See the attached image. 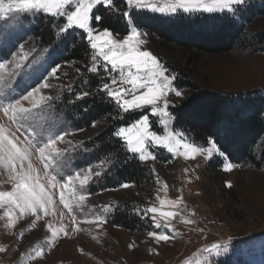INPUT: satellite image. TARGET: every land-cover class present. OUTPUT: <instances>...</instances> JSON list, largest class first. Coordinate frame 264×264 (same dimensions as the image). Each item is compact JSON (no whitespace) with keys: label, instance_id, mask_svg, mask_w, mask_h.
I'll return each mask as SVG.
<instances>
[{"label":"rangeland","instance_id":"obj_1","mask_svg":"<svg viewBox=\"0 0 264 264\" xmlns=\"http://www.w3.org/2000/svg\"><path fill=\"white\" fill-rule=\"evenodd\" d=\"M152 2L162 5L168 0ZM115 8L119 10L118 7ZM136 10H145L164 17L182 16L150 9L124 8L121 11H129L131 14ZM183 15H227L242 27L243 32L230 51L215 54L188 50L177 44L151 41L148 34L140 30L139 39L145 42L141 47L150 51L169 69L170 74L176 77L173 81L174 90L182 92L181 97H176L174 91L167 94L170 102L168 111L171 113L172 108L180 106L189 96V89L178 85L183 77L204 90L234 95L257 92L264 96V0H246L235 14L224 12L214 15ZM49 18L54 20L53 44L34 43L33 28L41 20L46 21ZM65 22L64 18L52 17L46 13H28L7 24L0 20V63L7 65L6 68H0V76L6 77L4 81H0V85H7L3 87V92L8 99H15L33 88H38L39 92L34 93L31 99L42 104L50 103L35 119L27 123L21 122L23 127L9 124L2 112L0 124L10 127L21 141L31 140V133L35 132L34 143L43 142L50 136L69 133L57 143L58 148L67 149L66 164L58 172L48 169V176H45L43 162L35 149L30 157L33 167L41 177V183L46 185L52 196V203L48 205L49 214L44 215L41 212V219L36 220L30 212L21 214L19 210H15V227H11L9 218L4 215L8 205L0 207V217H4L0 219V246L5 249L0 252V264H219L220 260L225 259H230L235 264H264V168H258L251 162L232 163L216 143L214 147L209 143H196L175 125V119L170 120L167 128H164L160 120H167L168 117L162 114L153 115L151 106L127 114L120 111L119 119L124 122L116 126L114 132L133 122L125 120L126 115L140 113L138 119L148 115L151 130L158 134L165 135L172 131L183 134L182 140L179 135L176 136L177 140H181L180 151L170 153L167 149L156 148L155 162L149 159L144 163L138 156L126 150L128 157L144 164L148 173L146 179L140 185L124 182L134 185L126 189L121 188L122 183L114 184L108 180L103 183L104 179L110 178L113 161L106 157L96 160L94 153L98 147V141L95 140L101 139L107 125L95 122V127L91 126L89 132L80 129L63 106L69 101L83 99H76L75 96L79 92L76 82L83 75L78 64H54L68 35L60 32ZM95 29L97 32L104 30ZM71 32L78 37L84 36L87 41L83 30L74 29ZM124 37L113 35L114 39ZM25 54L27 60H22ZM17 63L23 66L17 69ZM96 63L99 65L101 61L97 60ZM53 68L57 69L55 74L52 72ZM77 69L79 75L76 74ZM101 72L103 74L100 77L105 82L110 83L111 77L120 79L117 72L108 71L107 66L99 67L94 74ZM45 83L50 87H43ZM112 87L115 89L125 85ZM49 96L53 98L51 102L41 100V97ZM8 99H4V102L7 103ZM23 103L26 107L30 106L29 101ZM114 138L126 149L122 139ZM185 142L200 148H212V157L208 159L204 155H196L195 159H186L182 155V145ZM263 143L264 136L256 147L257 151H260ZM228 164L233 165L232 171L225 170ZM89 167L93 169L92 173L86 172ZM76 171L89 176L84 189L86 199L79 201V193L73 196L67 189H63L66 202L73 209L69 212L60 201V183H63L61 177ZM95 171L101 172L99 178L94 177ZM52 175L59 181L55 187L49 182ZM7 180V171L0 167V181H5L0 190H11ZM228 182L232 187L227 186ZM74 183L78 185L79 181ZM172 201L179 203L173 205ZM105 205L110 207L104 208ZM148 207L159 210L155 215L162 225L160 229L150 221L151 214L144 212ZM122 211H127L132 220H135L131 223L132 228H125L115 222ZM167 211L176 212L178 215L174 219L160 215V212ZM92 217H106L107 222L102 225L88 222ZM210 217L224 221V226H211L207 221ZM186 220L193 223H186ZM50 223L53 229L64 228L67 234L59 232L53 241L48 228ZM77 227L81 230L77 231ZM21 232L23 236H20ZM149 232L171 234L174 238L167 242L158 241ZM213 244L227 246V250L222 248L221 254L216 255L215 249H212ZM37 246L45 249L44 255L33 259Z\"/></svg>","mask_w":264,"mask_h":264},{"label":"snow or ice","instance_id":"obj_2","mask_svg":"<svg viewBox=\"0 0 264 264\" xmlns=\"http://www.w3.org/2000/svg\"><path fill=\"white\" fill-rule=\"evenodd\" d=\"M124 3L126 8L129 9H150L170 15L194 13L214 15L224 12L235 14L239 6L246 3V0H168L162 5L155 4L152 0H124ZM98 7L103 8L106 12L118 15L119 19L124 20V28L127 35L123 39H114V33L108 28H105L102 32H97L92 22H98L102 19L100 15L94 13V9ZM28 13H46L52 17L64 18L66 22L60 28L61 34L67 33L71 35V31L74 29L83 30L94 53L91 55L93 63L89 66V70L92 73H97L99 67L107 66L108 71L115 70L120 77L119 80L116 77H111L110 83L105 82L99 86V91L113 100L120 111L127 114L145 106H151L153 115L160 116L162 114L168 117L167 120H160L164 128H167L170 120L175 119L172 113L168 111L170 102L167 94L174 91L176 97L182 96L180 90H174L173 81L176 77L170 74L169 69L155 55L141 47L145 42L139 39L141 32L136 23H134L130 12L117 13L114 0H0V20L4 21L5 24L16 20L21 15L26 16ZM21 59L27 60V55L25 54ZM97 60L101 61L99 65L96 63ZM22 66L20 63L16 64L17 69ZM6 67V64L0 63V68ZM56 71V68L52 69L53 74ZM76 74L79 75V69H77ZM5 79V76H0V81ZM112 85H125V87L114 89ZM6 86L0 85V97L4 99H8L2 90ZM43 87L47 88L50 85L45 83ZM37 92H39V89L33 88L19 98L8 99L7 103L4 102V99H0V112L7 118L9 124H18L19 127H23V123L35 119L39 113L43 112L44 108L50 106V103L42 104L31 99L34 93ZM89 95L90 91L88 90L75 93L76 99H82ZM126 97L131 98L128 99ZM52 99L51 96L41 97V100L48 102H51ZM23 101H29L30 106L26 107ZM92 126L95 127V122H93ZM19 127L17 128L18 131ZM66 135H69V133L65 132L60 135L50 136L43 142L34 143L36 133L32 132L31 140L21 141L10 127L0 124V167L7 171L8 180L6 182L11 186V190H0V207H4L5 204L8 205L4 215L9 218L11 227H15V219L13 218L15 210H19L21 214L30 212L31 215L36 217V220L41 219V212L44 215L49 214L48 205L52 203V196L46 185L41 183V177L33 167L30 157L32 150L35 149L43 162L45 176H48V169L58 172L66 164L67 149L58 148L57 143L62 141ZM177 135L182 140V133L177 134L172 131L165 135H160L156 131L151 130L148 115L142 116L127 126L119 127L114 132L115 137L124 141L126 150L138 156L139 160L144 163L149 159L155 162L157 156L154 150L156 148L167 149L170 153L180 151L181 140L176 139ZM207 143L214 147L216 142L209 140ZM182 146L184 149L182 155L186 159H195L196 155H204L210 159L213 154L212 148H200L195 144L186 142ZM225 170L232 171L233 165L228 164ZM86 172L92 173L93 169L89 167ZM153 175H156L154 169ZM100 176L101 172L95 171L94 177L99 178ZM156 178L158 179V176ZM61 180L63 183H60V201L65 208H68L69 212H72V206L66 202L63 189H67L73 196L79 193L78 200L84 201L86 199L84 189L88 183L89 176L87 174L82 175L80 171H76L71 175L61 177ZM75 181H79V184L74 183ZM49 182L52 187L59 183L55 175L50 177ZM3 183L5 181H0V187L3 186ZM132 186H134L132 183L121 184V188L125 189ZM227 186L232 187L230 182H228ZM177 203L179 201H172L173 205ZM103 207L107 208L110 206L105 205ZM158 211L156 207L144 209L146 214H151L149 216L150 221L154 223L157 229H160L162 225L157 221L155 215ZM160 215L174 219L178 213L167 211L160 212ZM3 218L0 217V219ZM73 219L75 220V216H73ZM88 222H96L102 225L107 222V219L106 217H92ZM185 222L193 223L190 220ZM48 228L52 233L53 241L57 238L59 232L67 234L64 228L53 229L51 223ZM76 230L80 231L81 229L77 227ZM149 235L163 242L174 238L171 234L166 233L149 232ZM20 236H23V232L20 233ZM222 248L224 251L227 250V246L212 245L216 255L221 254ZM212 249H208V251ZM3 251H5L4 247L0 246V252ZM34 251L36 256L33 259L43 256L45 249L37 246Z\"/></svg>","mask_w":264,"mask_h":264},{"label":"trees","instance_id":"obj_3","mask_svg":"<svg viewBox=\"0 0 264 264\" xmlns=\"http://www.w3.org/2000/svg\"><path fill=\"white\" fill-rule=\"evenodd\" d=\"M114 6L119 8L117 13H122L121 10L126 8L122 0H114ZM94 13L102 17L100 21H94L95 28H108L117 36L127 35L124 20L119 19L118 15L99 7ZM131 17L151 41L177 44L199 52H228L235 47L243 32L242 27L227 15L190 17L182 14L179 18H172L136 10L131 13ZM53 21L52 18L46 21L43 19L33 28L34 43L53 44ZM62 46L54 64H78L83 75L76 82V89L79 92L90 91V95L80 101L65 103L64 109L80 129L88 132L91 131L93 122L107 125L101 139L95 140L98 141V147L94 153L96 160L106 157L113 161L110 178L104 179L103 183L108 180L114 184H142L148 174L146 167L128 157L123 144L113 136L114 128L124 121L119 119L121 113L115 102L99 91V86L105 83L100 77L103 73L94 74L89 70L92 65L90 45L84 36L78 37L71 32ZM178 82L179 86L189 89L190 93L180 106L171 110L175 125L198 144L206 145L207 141L214 140L232 163L251 162L258 168H264V143L260 151L256 150L264 136V96L257 92L234 95L204 90L184 77ZM140 116V113L128 114L125 120L135 121ZM115 222L125 228H132L131 223L135 220H132L127 211H122ZM219 264L235 263L225 259L220 260Z\"/></svg>","mask_w":264,"mask_h":264},{"label":"built area","instance_id":"obj_4","mask_svg":"<svg viewBox=\"0 0 264 264\" xmlns=\"http://www.w3.org/2000/svg\"><path fill=\"white\" fill-rule=\"evenodd\" d=\"M207 221L211 223V226H224V221H219L218 219L215 218H208Z\"/></svg>","mask_w":264,"mask_h":264}]
</instances>
